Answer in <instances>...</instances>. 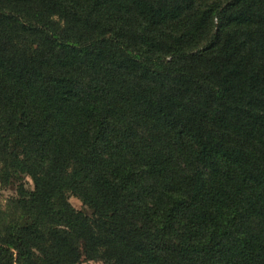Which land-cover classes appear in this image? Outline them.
I'll return each mask as SVG.
<instances>
[{
  "label": "trees",
  "instance_id": "trees-1",
  "mask_svg": "<svg viewBox=\"0 0 264 264\" xmlns=\"http://www.w3.org/2000/svg\"><path fill=\"white\" fill-rule=\"evenodd\" d=\"M197 2L0 0V264H264V0Z\"/></svg>",
  "mask_w": 264,
  "mask_h": 264
},
{
  "label": "rangeland",
  "instance_id": "rangeland-1",
  "mask_svg": "<svg viewBox=\"0 0 264 264\" xmlns=\"http://www.w3.org/2000/svg\"><path fill=\"white\" fill-rule=\"evenodd\" d=\"M68 1H73V0H68ZM229 0H198L197 2V6H196V11H198V9H203L208 5L211 4H227ZM77 6H80V4ZM79 9H81L79 7ZM113 16V21L114 22V26H117V21L122 19L121 15L117 14V15H112ZM132 18H130L131 21ZM216 23V22H215ZM141 24V21H138L136 23L137 26H139ZM185 23H179V24H175L172 25L171 28H173L174 32H178V33H182L185 30ZM215 24L212 23L210 29L208 30V32L204 33L202 36H200L195 42L193 41V45L191 46L190 49H195L196 50H201L203 49L206 44L208 43V40L210 39L211 35L215 32ZM187 155V154H186ZM180 166L182 169H184V171L187 172H192L194 167L191 166L189 163L185 164V162L182 161V163H180ZM190 170V171H189ZM18 184H23L24 188L27 191H33L34 190V183L32 181L31 178L29 177H23V180L21 183ZM18 184H13L10 186H6V185H2V183L0 182V209L1 210H5L7 209V206L9 204V201L11 199L17 198L18 193H17V187ZM69 202L70 204L73 206V208L78 211V212H82L84 213L86 216L92 217L93 216V211L88 208L87 206L84 205V203L82 202L81 199H79L78 197H75L73 195H69ZM81 264H105L104 262L100 261V260H88L83 258L81 261Z\"/></svg>",
  "mask_w": 264,
  "mask_h": 264
}]
</instances>
